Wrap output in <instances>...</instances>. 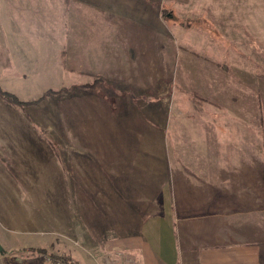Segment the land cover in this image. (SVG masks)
<instances>
[{
  "label": "crops",
  "instance_id": "1",
  "mask_svg": "<svg viewBox=\"0 0 264 264\" xmlns=\"http://www.w3.org/2000/svg\"><path fill=\"white\" fill-rule=\"evenodd\" d=\"M106 3L59 0L55 17H0V73L23 85H44L50 74L91 85L95 76L127 67L129 38L131 47L159 52L158 41L144 46L157 23L128 17V0ZM114 3L119 12L111 13ZM251 18L257 25L247 35L253 45L247 69L257 57L264 63V50L255 49L256 43L264 47V17ZM233 21L234 29L239 19ZM223 30L227 36L231 31ZM241 76L203 81L206 99L219 108L201 113L198 124L184 120L177 128L176 112H169L166 180L159 176L166 142L152 135L151 145L141 148L149 154L141 150L136 157L139 143L127 135L133 131L113 122L99 90V96L78 91L86 100L64 133L49 130L54 142L44 141L31 123L34 113L0 110V264H15L9 248L15 245L58 246L56 253L87 245L73 256L81 262L106 245L111 264H264V139L253 79ZM93 118L102 121L90 124ZM67 132L76 137L60 138Z\"/></svg>",
  "mask_w": 264,
  "mask_h": 264
},
{
  "label": "rangeland",
  "instance_id": "2",
  "mask_svg": "<svg viewBox=\"0 0 264 264\" xmlns=\"http://www.w3.org/2000/svg\"><path fill=\"white\" fill-rule=\"evenodd\" d=\"M57 1L59 0H0V17H8L10 14H15L16 17H55L60 13L54 10ZM106 4L111 7L108 0ZM112 6L111 13L119 12L118 4L114 3ZM127 9L128 17H145L144 21L148 26L150 22L158 24L157 31L154 30L149 38L144 39V46H152V43L155 46V41H158V53L147 52V49L143 51L138 46L131 47L129 38L127 67L113 71L111 77L95 76V82L91 85H72L70 84L74 81L72 78L57 79L51 74L44 85L35 86L28 83L23 85L20 82L23 80H16L15 76L0 73L1 90L24 103L23 106H19L0 96V110L6 112L15 109L23 113H34L29 116L31 123L40 131L44 141L54 142L55 136L50 131L54 132L57 129L63 132L65 126H71L75 110L86 100L87 93L78 91L91 89L92 95L99 96L96 91L99 90L100 95L106 98L101 101L112 111L113 122L116 121L117 125L121 123L126 129L133 131L127 132V135L130 140L137 141V145L139 143V150L133 151L136 157L140 159L141 150L146 151L145 155L149 154L147 150L141 148L145 143L151 145L152 138L156 139L152 135L159 136L161 142H166L165 150H161V153H165H162L159 159L161 172L159 176L166 180L169 112H176L177 128L184 120L188 121L187 126L198 124L201 113L219 108L216 102L206 99L204 91L206 87H203V81L224 77L236 80L239 74L241 76L244 73V76L253 79L250 83L256 93V120L259 121V129L262 130L259 136L264 139V63L258 62L261 59L257 57L254 60L255 67L250 66L252 67L250 69L246 67L250 65L246 62L250 58L253 46L247 35L251 36L252 30L257 25L255 18L251 17H257L259 22L263 21V18L259 17H264V0H128ZM233 18L239 19V26H234V29L232 25L238 22L233 21ZM148 19L152 20L146 23ZM223 26L232 31L228 36L224 34ZM136 42L139 44V39ZM258 48L264 50V47H257L256 43L255 49ZM218 55L220 58H225L224 64L220 63ZM3 56L5 57L0 55V62ZM222 66L225 70L221 69ZM26 89L28 92L24 93ZM35 89L38 92H34ZM80 93L83 95L81 96ZM39 114L44 118L40 123L37 116ZM100 121L102 120L93 118L90 119V124L96 122L99 125ZM63 133L61 137L59 133V137H63V140L70 141L76 137L70 132L64 135ZM89 135L94 136L90 133ZM112 135V141H117L116 135L114 133ZM187 138L190 139L189 136ZM256 142L257 146L260 144L262 146L258 138ZM147 159L149 158L145 157V160ZM147 162L149 163L150 159ZM176 162L178 164L177 160ZM137 163L146 169L147 164L143 165L141 161L135 164ZM174 168L190 170L191 167L177 165ZM193 168L195 173H198V166ZM173 170L172 167V174L175 173ZM159 200L162 205L163 199ZM144 201L145 205H150V201L147 199ZM97 241L99 240L96 239ZM9 248H12V253L17 255L15 264H60L54 262L51 256L67 257L76 264L114 262L113 259L110 263L105 261L114 257L108 252L111 249L106 245L98 247L97 253L91 255L90 262H81L73 257L75 252H86L87 245L62 246L61 249L65 248L67 251L60 249L57 253L58 246L36 245L32 248L15 245ZM45 248H48L46 249L48 254L39 252ZM119 256L117 254L115 258L117 261Z\"/></svg>",
  "mask_w": 264,
  "mask_h": 264
},
{
  "label": "trees",
  "instance_id": "3",
  "mask_svg": "<svg viewBox=\"0 0 264 264\" xmlns=\"http://www.w3.org/2000/svg\"><path fill=\"white\" fill-rule=\"evenodd\" d=\"M0 96L3 97L8 102L14 103V104L19 105V106H23L24 105V103H21L15 96H13L12 94H9V93H6V92L2 91L1 88H0ZM39 252L48 254L47 251L44 250V249L39 250ZM51 259L54 262H56V263L59 262V263H64V264H76L70 258H67V257L51 256Z\"/></svg>",
  "mask_w": 264,
  "mask_h": 264
},
{
  "label": "built area",
  "instance_id": "4",
  "mask_svg": "<svg viewBox=\"0 0 264 264\" xmlns=\"http://www.w3.org/2000/svg\"><path fill=\"white\" fill-rule=\"evenodd\" d=\"M60 264H64V263H60Z\"/></svg>",
  "mask_w": 264,
  "mask_h": 264
}]
</instances>
